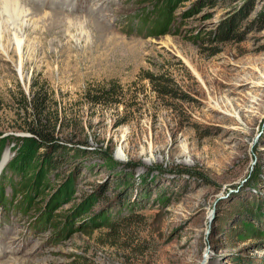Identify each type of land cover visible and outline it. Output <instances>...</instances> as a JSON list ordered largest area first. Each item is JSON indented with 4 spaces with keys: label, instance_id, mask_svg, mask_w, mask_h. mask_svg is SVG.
<instances>
[{
    "label": "rangeland",
    "instance_id": "1",
    "mask_svg": "<svg viewBox=\"0 0 264 264\" xmlns=\"http://www.w3.org/2000/svg\"><path fill=\"white\" fill-rule=\"evenodd\" d=\"M35 3L0 16V264H264V0Z\"/></svg>",
    "mask_w": 264,
    "mask_h": 264
},
{
    "label": "trees",
    "instance_id": "2",
    "mask_svg": "<svg viewBox=\"0 0 264 264\" xmlns=\"http://www.w3.org/2000/svg\"><path fill=\"white\" fill-rule=\"evenodd\" d=\"M230 26H231V21H228L227 24H225L224 28L222 29L221 35L224 36V34H227L229 32ZM35 91H36V87H34V85H31L30 86V98L28 99L26 98V95L22 91H20V94L22 98L24 99L25 103L22 107L24 109V113L22 117L23 126L19 128L25 131H29L30 133H33V135H35V139L23 138L24 146H25L23 153L27 154L28 151H30V148L32 149L31 151H33L35 148H38L40 145L46 146L51 151V154L46 156V160L49 163L48 166H50V168H55L57 166L58 161L54 160L52 156L56 152L59 145L54 140L53 131L51 130L48 131V129L44 127V123H46V115L44 113H47V112L43 111L45 110V108L39 106V103L37 102L36 97H35ZM48 112H50L49 109H48ZM53 112L57 113V109ZM55 122L56 120H54L53 123ZM52 129H54V127ZM19 156L23 157V155L22 156L19 155ZM18 162H11L9 164V167L5 168L4 173H7V172L11 174L13 172L15 173L16 168L19 164ZM3 188H4V185H3V182L1 181L0 198H3L4 200L5 196L3 195L4 194Z\"/></svg>",
    "mask_w": 264,
    "mask_h": 264
},
{
    "label": "bare ground",
    "instance_id": "3",
    "mask_svg": "<svg viewBox=\"0 0 264 264\" xmlns=\"http://www.w3.org/2000/svg\"><path fill=\"white\" fill-rule=\"evenodd\" d=\"M35 1L36 0H30V1H28V0H0V16L4 12L8 16L12 15V14L9 15L10 13H13V15H14V14H16V12H18L19 15L22 13L24 14L25 12H27L28 6H30V5L32 6V4H34V5L36 4ZM53 13L56 16L60 15V12L55 11ZM19 15L17 16L18 18H19ZM59 17H61V16H59ZM62 17H63V15H62ZM21 18H23V17H21ZM16 31L17 30H13V35H14L17 46L20 48L21 38L17 35ZM7 160H8V158L6 156V157H4L2 162L0 163V173H1V171H3L2 169L4 168Z\"/></svg>",
    "mask_w": 264,
    "mask_h": 264
}]
</instances>
